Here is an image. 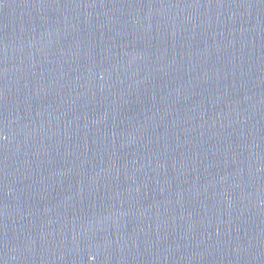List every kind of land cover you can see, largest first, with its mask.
Returning <instances> with one entry per match:
<instances>
[{
	"label": "water",
	"instance_id": "water-1",
	"mask_svg": "<svg viewBox=\"0 0 264 264\" xmlns=\"http://www.w3.org/2000/svg\"><path fill=\"white\" fill-rule=\"evenodd\" d=\"M0 264H264V0H0Z\"/></svg>",
	"mask_w": 264,
	"mask_h": 264
}]
</instances>
